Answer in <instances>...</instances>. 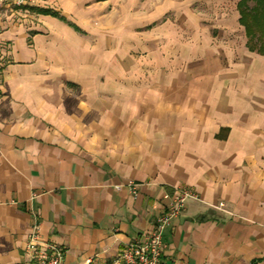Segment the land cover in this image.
<instances>
[{"label":"crops","instance_id":"0c3cea01","mask_svg":"<svg viewBox=\"0 0 264 264\" xmlns=\"http://www.w3.org/2000/svg\"><path fill=\"white\" fill-rule=\"evenodd\" d=\"M240 1L180 0L203 18L128 37L123 0L0 8V264H35V224L66 264H120L180 188L167 263L264 264V54Z\"/></svg>","mask_w":264,"mask_h":264},{"label":"built area","instance_id":"2783aa9c","mask_svg":"<svg viewBox=\"0 0 264 264\" xmlns=\"http://www.w3.org/2000/svg\"><path fill=\"white\" fill-rule=\"evenodd\" d=\"M38 0H0V8L17 9L34 4ZM133 196L138 193V184L130 182L127 184ZM194 192L188 188H180L171 195H166L168 200L165 211L157 216L152 229L142 237L136 239L121 250L119 255L120 264H169L164 260L163 253L165 243L163 235L170 227L174 219L183 214L189 199L195 198ZM223 206V203L219 205ZM27 252L35 264H66L65 250L42 239L39 225L32 227L28 237ZM93 264L92 259L83 263Z\"/></svg>","mask_w":264,"mask_h":264},{"label":"rangeland","instance_id":"374dc122","mask_svg":"<svg viewBox=\"0 0 264 264\" xmlns=\"http://www.w3.org/2000/svg\"><path fill=\"white\" fill-rule=\"evenodd\" d=\"M102 0H93L92 4H97L101 2ZM106 1V0H105ZM110 3H116L117 0H108ZM125 3V17L124 22L126 25L125 34L126 37L128 36H134L139 35L142 33H147L149 31L148 29V23H151L152 25L157 24L158 22H161V20H170L172 22L180 21L182 18V15L184 18L188 17L189 21H196V16H191V14H196V12H182L179 7L180 0H168L171 3L170 8L172 10H168L167 12H156V11H148L146 9L149 8L150 4H154L158 2L159 0H123ZM209 15V19H214L215 15L212 13H207ZM198 16V15H197ZM240 16V15H239ZM203 18V17H202ZM198 16V19H202ZM208 19V18H207ZM146 25V27H140ZM241 25V24H240ZM241 27L244 30V27L241 25ZM246 36V34H245ZM247 38V37H246ZM130 40H128L129 42ZM127 42V43H128ZM126 46H129L130 48H133L136 46L135 44H126Z\"/></svg>","mask_w":264,"mask_h":264},{"label":"trees","instance_id":"16d2710c","mask_svg":"<svg viewBox=\"0 0 264 264\" xmlns=\"http://www.w3.org/2000/svg\"><path fill=\"white\" fill-rule=\"evenodd\" d=\"M239 22L245 29L247 48L264 54V0H241Z\"/></svg>","mask_w":264,"mask_h":264}]
</instances>
